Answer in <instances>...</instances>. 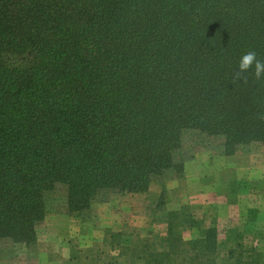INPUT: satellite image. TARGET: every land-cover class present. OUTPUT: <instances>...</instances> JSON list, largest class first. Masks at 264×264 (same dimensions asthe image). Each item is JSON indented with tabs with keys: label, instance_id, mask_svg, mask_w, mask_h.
Returning a JSON list of instances; mask_svg holds the SVG:
<instances>
[{
	"label": "trees",
	"instance_id": "trees-1",
	"mask_svg": "<svg viewBox=\"0 0 264 264\" xmlns=\"http://www.w3.org/2000/svg\"><path fill=\"white\" fill-rule=\"evenodd\" d=\"M249 52L264 62V0H0V238L35 245L55 191L81 214L183 175L193 134L264 146Z\"/></svg>",
	"mask_w": 264,
	"mask_h": 264
},
{
	"label": "rangeland",
	"instance_id": "rangeland-1",
	"mask_svg": "<svg viewBox=\"0 0 264 264\" xmlns=\"http://www.w3.org/2000/svg\"><path fill=\"white\" fill-rule=\"evenodd\" d=\"M183 175L155 180L145 193L113 192L71 214L64 190L47 195L33 246L0 238V264H264V146L226 155L219 138L193 134ZM214 228L217 247L199 240Z\"/></svg>",
	"mask_w": 264,
	"mask_h": 264
},
{
	"label": "clouds",
	"instance_id": "clouds-1",
	"mask_svg": "<svg viewBox=\"0 0 264 264\" xmlns=\"http://www.w3.org/2000/svg\"><path fill=\"white\" fill-rule=\"evenodd\" d=\"M253 61H255L256 63V75L260 76L261 73H264V62L256 60V54L253 52H249L241 58L240 69L242 71L246 70L247 68L251 66Z\"/></svg>",
	"mask_w": 264,
	"mask_h": 264
}]
</instances>
